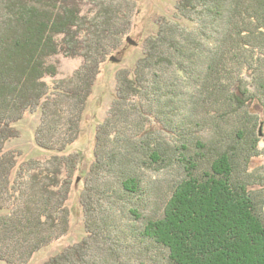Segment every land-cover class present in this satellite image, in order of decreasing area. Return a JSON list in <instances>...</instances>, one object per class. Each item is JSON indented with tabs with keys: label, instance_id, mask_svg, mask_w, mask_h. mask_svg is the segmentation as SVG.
<instances>
[{
	"label": "trees",
	"instance_id": "trees-1",
	"mask_svg": "<svg viewBox=\"0 0 264 264\" xmlns=\"http://www.w3.org/2000/svg\"><path fill=\"white\" fill-rule=\"evenodd\" d=\"M124 1L138 0L97 1L91 16L88 0H0V209L10 211L0 217V260L8 264H26L67 231L80 162L69 154L18 166V152H3L18 135L13 124L40 109L39 147L63 152L78 139L100 66L122 46ZM176 8L193 30L168 26L145 42L135 67L118 73L114 106L96 129L80 197L89 239L47 264H79L95 246L109 264H126L125 254L144 264L151 253L165 264H264V172L252 168L260 117L251 110L257 101L264 116V0ZM60 53L83 64L50 87L44 78L58 67L47 60Z\"/></svg>",
	"mask_w": 264,
	"mask_h": 264
},
{
	"label": "rangeland",
	"instance_id": "rangeland-1",
	"mask_svg": "<svg viewBox=\"0 0 264 264\" xmlns=\"http://www.w3.org/2000/svg\"><path fill=\"white\" fill-rule=\"evenodd\" d=\"M97 1L100 0H88L84 6V12L93 16L98 10V5L95 3ZM101 1H105L107 5L115 6V4L110 3L111 0ZM179 1L138 0L136 2H121L119 7L122 13L125 14L121 21L125 28L124 33L121 34L122 46L118 51L111 53L108 59L101 64L92 93L85 103V109L81 116V130L78 139L66 151L45 150L36 143L35 132L42 121L40 109L34 112L26 111L22 120L13 124L18 135L6 141L3 152H18V166L29 158L46 161L54 156L69 154H79L80 158L72 177L69 196L65 202L69 221L67 231L50 245L34 253L26 264H47L65 249L89 239L90 234L86 224L87 216L81 206L80 197L85 188L86 174L94 161L96 129L99 124L107 119L110 110L114 106L118 73L123 70H132L135 67L138 60L144 56L145 42L157 39L162 29L168 26L181 25L187 31L193 30L194 24L188 21L189 19L181 17L177 12L176 6ZM123 26H121L122 30L124 29ZM129 37L133 40V43L128 41ZM110 57L115 59L112 60ZM83 60V57H67L62 53L49 57L47 63L55 64L58 67V74L47 76L44 80L52 87L56 81L71 79L82 66ZM251 110L260 117L261 141L259 148L262 153L253 159L252 164V168L260 173L264 172V116L262 106L257 101L251 105ZM17 168L12 172V179H14ZM67 174L68 172L65 170L63 177H66ZM9 213V210L0 209V217ZM91 243L93 247V239ZM95 248L93 247L88 253L84 254V258L79 259V264H109L110 255L105 257L101 250H95ZM156 256V253H151V258L146 259L144 264H165V260L161 256L160 258ZM128 257L130 260H128ZM121 259H125L126 264H140V260L136 258V255L125 254ZM154 259L156 261H153ZM0 264L8 263L0 260Z\"/></svg>",
	"mask_w": 264,
	"mask_h": 264
},
{
	"label": "water",
	"instance_id": "water-1",
	"mask_svg": "<svg viewBox=\"0 0 264 264\" xmlns=\"http://www.w3.org/2000/svg\"><path fill=\"white\" fill-rule=\"evenodd\" d=\"M128 41H129L130 43H133V40H132L130 37L128 38ZM111 59L114 60L115 58L112 57Z\"/></svg>",
	"mask_w": 264,
	"mask_h": 264
}]
</instances>
